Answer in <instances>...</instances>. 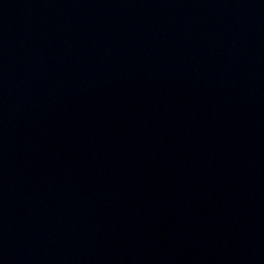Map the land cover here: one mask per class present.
<instances>
[{
  "label": "water",
  "instance_id": "obj_1",
  "mask_svg": "<svg viewBox=\"0 0 264 264\" xmlns=\"http://www.w3.org/2000/svg\"><path fill=\"white\" fill-rule=\"evenodd\" d=\"M0 264H264V0H0Z\"/></svg>",
  "mask_w": 264,
  "mask_h": 264
}]
</instances>
